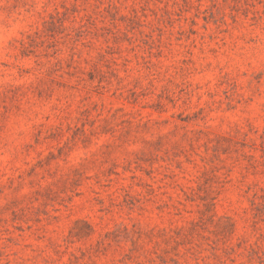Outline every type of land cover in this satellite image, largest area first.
I'll use <instances>...</instances> for the list:
<instances>
[{"label":"rangeland","instance_id":"rangeland-1","mask_svg":"<svg viewBox=\"0 0 264 264\" xmlns=\"http://www.w3.org/2000/svg\"><path fill=\"white\" fill-rule=\"evenodd\" d=\"M0 264H264V0H0Z\"/></svg>","mask_w":264,"mask_h":264}]
</instances>
